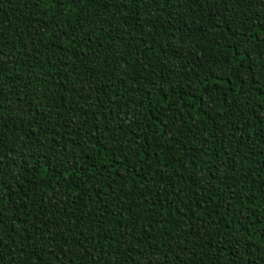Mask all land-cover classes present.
Wrapping results in <instances>:
<instances>
[{"label": "trees", "instance_id": "16d2710c", "mask_svg": "<svg viewBox=\"0 0 264 264\" xmlns=\"http://www.w3.org/2000/svg\"><path fill=\"white\" fill-rule=\"evenodd\" d=\"M0 264H264V0H0Z\"/></svg>", "mask_w": 264, "mask_h": 264}]
</instances>
